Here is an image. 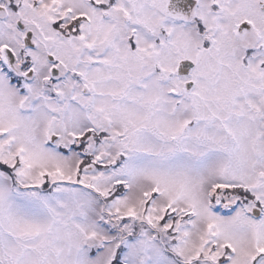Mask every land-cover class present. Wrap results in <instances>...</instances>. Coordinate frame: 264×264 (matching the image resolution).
<instances>
[{
	"label": "snow or ice",
	"instance_id": "obj_1",
	"mask_svg": "<svg viewBox=\"0 0 264 264\" xmlns=\"http://www.w3.org/2000/svg\"><path fill=\"white\" fill-rule=\"evenodd\" d=\"M0 264H264V0H0Z\"/></svg>",
	"mask_w": 264,
	"mask_h": 264
}]
</instances>
